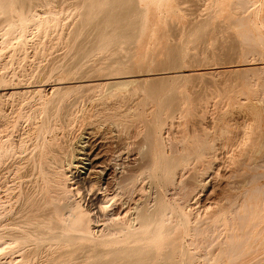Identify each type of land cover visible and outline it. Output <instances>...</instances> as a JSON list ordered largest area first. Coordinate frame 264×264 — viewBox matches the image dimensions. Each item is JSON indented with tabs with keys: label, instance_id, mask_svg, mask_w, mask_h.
Wrapping results in <instances>:
<instances>
[{
	"label": "rangeland",
	"instance_id": "obj_1",
	"mask_svg": "<svg viewBox=\"0 0 264 264\" xmlns=\"http://www.w3.org/2000/svg\"><path fill=\"white\" fill-rule=\"evenodd\" d=\"M36 1L0 14V264H125L130 251L121 249L135 243L110 228L131 224L136 207L159 206L172 232L146 242L154 251L147 264H171V255L177 264H264V0H247L242 20L237 0L128 1L116 12L125 11L127 36L135 33L129 44L112 24L102 28V0ZM160 158L177 160L176 171H162ZM51 159L62 160L69 179L58 232L83 239L27 233L22 243L15 235L33 229L27 199L39 198ZM99 192L107 198L95 199ZM122 204L126 215H117ZM78 206L90 213L83 231ZM242 240L230 260L225 250Z\"/></svg>",
	"mask_w": 264,
	"mask_h": 264
},
{
	"label": "bare ground",
	"instance_id": "obj_2",
	"mask_svg": "<svg viewBox=\"0 0 264 264\" xmlns=\"http://www.w3.org/2000/svg\"><path fill=\"white\" fill-rule=\"evenodd\" d=\"M33 0H31V1H29V0H0V14H1V17H3L5 14H7V12H8V15L7 16H10V10L12 9V6L14 5V7H15V4H17L18 3V5L20 6H24V8L26 9V10H28V8H29V11H30V9H32L31 8V6L29 7V5L30 4H32L31 2H32ZM38 2L40 1V0H37ZM36 1V2H37ZM41 1H43V0H41ZM40 1V2H41ZM46 1V0H45ZM96 1H98V0H96ZM106 1V0H105ZM118 1V0H117ZM115 2V4H117L116 6L117 7H110L109 6V0H108V2H106V3H103L104 1L102 0V2L100 1V4H98V2H97V6L95 7L96 9H101V13H99V15H100V17H101V19L102 20H100L101 21V23H100V21H99V18H97L98 17V14L96 13V15H95V13L93 14V16L92 15H90L91 14V12H90V14L88 13V15L89 16H92L93 18H94V16L96 17V21H99V23L101 24V26H102V28H105V26L106 27H109V26H107V25H110V24H112V26L114 27H116V29L119 31V34H121V32H122V34L121 35H119V34H117L116 36H118L119 35V37H120V39H122V40H124V39H127L128 37L130 38V37H132L133 36V34L135 35V33H133L132 34V36H127V31H128V28L131 26H127L126 25V22H123V19L121 18V17H123L122 15L125 13V11H124V13L122 14V12H120V14H122V15H120L118 12H116V11H118V10H121L120 8H123V6H124V8H125V6L127 5L126 3L128 2V1H130V3L131 2H134L133 0H126V2H125V0H119V2ZM121 1H122V3H125V5L123 4L122 6H121ZM249 1V0H248ZM248 1L247 0H237V5H238V7H239V10L240 9H242V13H240V15L241 14H243V12L245 11L243 8H247V5H248ZM252 1V0H251ZM88 2V1H87ZM92 2V1H91ZM94 2V1H93ZM111 3L113 2V0L112 1H110ZM33 3H35V2H33ZM48 4H49V2H47ZM114 3V2H113ZM235 3V2H234ZM234 3L232 4V5H234ZM251 2H249V4H250ZM91 4V3H90ZM94 4V3H93ZM93 4H92V6H93ZM108 4V5H107ZM115 4H112L113 6L115 5ZM118 4H120L119 6H118ZM129 4V3H128ZM33 5V4H32ZM37 5V4H36ZM85 5H86V3H85ZM111 5V4H110ZM111 5V6H112ZM135 5H137V4H135ZM235 5H236V3H235ZM234 5V6H235ZM236 5V6H237ZM28 6V7H27ZM35 6V5H34ZM86 6H88V5H86ZM95 6V5H94ZM109 6V7H108ZM234 6H233V9H234ZM16 7H17V5H16ZM22 7H20V8H22ZM90 7V6H89ZM129 7H130V9H132L131 7H134V9H136L135 8V6H131V5H129ZM138 7V6H137ZM238 7H236V8H238ZM83 8H84V6H83ZM250 8V7H249ZM14 10L15 9H18L19 10V8L17 7V8H13ZM12 9V10H13ZM88 9V8H87ZM92 9V8H91ZM93 9H94V7H93ZM96 9H95V12H96ZM98 9V10H99ZM103 9V10H102ZM114 9H117V10H115L114 11ZM126 9V8H125ZM129 8L127 7V9L126 10H128ZM24 10V9H23ZM22 10V11H23ZM26 10H24V12L27 14L28 13V11L26 12ZM89 10V9H88ZM122 10H124V9H122ZM235 10H237V9H235ZM244 10V11H243ZM249 9H247L246 11H248ZM92 11V10H91ZM240 11H238L237 12V15L239 14V12ZM13 12V11H12ZM11 12V13H12ZM23 12V13H24ZM128 12V11H127ZM126 12V13H127ZM135 12V11H134ZM2 13H3V16H2ZM22 12H21V16H22V14H23ZM24 13V14H25ZM87 13V12H86ZM85 13V14H86ZM25 14V16H27ZM128 14H130V12L129 13H127L126 14V16L128 15ZM246 14V13H245ZM244 14V15H245ZM248 14V13H247ZM12 15H14L13 13H12ZM19 15H20V13H19ZM83 15V14H82ZM102 15V16H101ZM131 15H133V14H131ZM130 15V16H131ZM240 15H239V17H240ZM24 16V15H23ZM22 16V17H23ZM25 16L23 17L24 19L23 20H25ZM86 16V15H85ZM89 16L87 17V19L89 18ZM243 15H241V20L244 18V16L242 17ZM246 16V15H245ZM0 17V18H1ZM6 17V16H5ZM90 18V19H88L89 21L90 20H92V21H88L87 19H85L84 21H86L85 23H87V21H88V23H92V24H94L93 22L95 21L93 18ZM131 17H133V16H131ZM239 17H236V20L239 18ZM247 17H249V16H247ZM12 18V17H11ZM128 18V17H127ZM127 18H125L126 20H127ZM130 18V17H129ZM239 18V19H240ZM5 19V18H4ZM199 19V18H198ZM238 19V20H239ZM2 20H3V18H2ZM7 20H10V17H7ZM7 20H3L2 21V23L1 24H3L4 22H5V24H7L8 25V21ZM11 20H13V19H11ZM22 20V19H21ZM83 20V19H82ZM81 20V21H82ZM94 20V21H93ZM134 20V19H133ZM133 20L132 21H130L131 23H133ZM241 20H239V23L241 22ZM250 20V18L248 19V21ZM96 21H95V24L94 25H96ZM125 21V20H124ZM128 21V20H127ZM235 21V20H234ZM12 22V21H11ZM14 22V21H13ZM237 22V21H236ZM235 22V23H236ZM84 23V24H85ZM127 23H129V21L127 22ZM234 23V24H235ZM239 23L237 24L238 26H239ZM130 24V23H129ZM128 24V25H129ZM241 24V23H240ZM249 24H251L250 22H249ZM10 25V24H9ZM79 25H80V23H79ZM89 25V27H91L90 26V24H87L86 26H88ZM99 24H98V22H97V25H96V27L98 26ZM2 26V25H1ZM83 26V25H82ZM100 26V25H99ZM111 26V25H110ZM134 26V25H133ZM205 26V25H204ZM241 26H242V24H241ZM244 26V25H243ZM242 26V27H243ZM79 27V26H78ZM80 27H81V25H80ZM84 27H85V25H84ZM96 27H95V29H96ZM236 27V29H239V28H237V26H235ZM240 27V26H239ZM249 27V26H248ZM87 27H85V28H83V29H86ZM99 28H101V27H99ZM98 28V29H99ZM197 28V27H196ZM80 29H82V28H80ZM88 29H90V28H88ZM107 29L108 28H106L104 31H107ZM112 29V28H111ZM198 30H199V27L197 28ZM244 29V28H243ZM251 29V28H250ZM200 30H201V27H200ZM240 30H242L241 29V27H240V29L238 30V31H240ZM245 30V29H244ZM88 30H86V32H87ZM94 32L93 33H95V30H93ZM96 31L98 32V30L96 29ZM113 31V30H112ZM85 32V31H84ZM85 32V33H86ZM108 32V31H107ZM203 32V31H202ZM202 32H200L201 34H202ZM241 32V31H240ZM244 32V31H243ZM242 32V33H243ZM82 33H83V30H82ZM82 33H79L80 35L82 34ZM92 33V34H93ZM188 33V32H187ZM200 33L198 32V34H199V36L200 37H202L203 36V34L202 35H200ZM245 33H246V30H245ZM245 33H243V36H241V38L242 37H244V35H245ZM248 33V32H247ZM84 34V33H83ZM101 34V33H100ZM105 35V33L103 32L102 33V35ZM197 34V35H198ZM249 34H251V33H249ZM95 35V34H94ZM93 35V36H94ZM109 35H111L110 33L108 34V36ZM251 35H253V34H251ZM90 36H92L91 34H90ZM100 36V35H99ZM114 36H115V33H114ZM258 36V35H257ZM96 37V36H95ZM255 37V36H254ZM261 37V36H260ZM260 37H257V40L260 38ZM99 37H97V39H98ZM244 38H246V39H250V38H247L246 36L244 37ZM244 38H242V39H244ZM256 38V37H255ZM254 38V39H255ZM262 38V37H261ZM79 39V37H78V35H77V40ZM96 39V40H97ZM100 39H102L101 37L99 38V43H100ZM104 39H105V37H104ZM109 39V41H112V40H110V37L108 38ZM108 39H107V36H106V40L108 41ZM117 39V37L114 39V41ZM253 39V37H252V40H254ZM96 40H94V42L96 41ZM106 40L104 41V40H102L101 41V43H100V45H99V43L97 42V44H98V46L100 47L101 46V48L102 47H106V46H108V43L109 42H106ZM131 40H133V38L132 39H128L127 41H123V43H127L128 42V44H129V42L131 41ZM261 40V39H260ZM89 41V40H88ZM118 41H120L119 39H117V42ZM249 41L250 40H248V43H249ZM113 42V41H112ZM122 42V41H121ZM246 42H247V40L245 41V44H246ZM255 42H256V40H255ZM103 43H106L105 45L103 44ZM115 43V42H114ZM113 43V44H114ZM119 43V42H118ZM186 43V42H185ZM254 42L252 41V44H253ZM257 43L258 42H256V45H257ZM259 43H262V42H260L259 41ZM97 44H96V46H97ZM101 44H103V45H101ZM111 45V44H110ZM255 45V44H254ZM253 45V46H254ZM91 46V45H90ZM95 46V48L94 49H92L91 50V52L93 53V51L94 50H96V48L98 47H96ZM126 46V45H125ZM248 46V47H247ZM260 47H261V44L259 45ZM114 47V46H113ZM246 47L247 48H249L250 46L247 44L246 45ZM251 48L252 49H254L253 47H252V45H251ZM261 48H263V47H261ZM81 49V48H80ZM98 49V48H97ZM84 50H85V48H84ZM251 50V49H250ZM255 50H257V49H255ZM260 50V49H259ZM106 51V50H105ZM258 51V50H257ZM263 51V50H262ZM262 51H259L260 52V55H261V53H262ZM79 52V51H78ZM82 52H83V50H82ZM87 52H90V51H87ZM90 52V53H91ZM95 52V51H94ZM112 52V51H111ZM253 52V54H252V56L255 54L254 53V51H252ZM258 52V53H259ZM81 55H82V53L81 52H79ZM176 53V52H175ZM178 53V52H177ZM257 53V54H258ZM173 54H174V52H173ZM264 54V53H263ZM78 55L79 54H77V58L76 59H80V58H84V57H79L78 58ZM86 55H87V53H86ZM85 55V56H86ZM259 55V54H258ZM260 55H259V57H260ZM174 57H175V55H173ZM178 56H179V53H178ZM177 56V57H178ZM255 56H257V55H255ZM86 58V57H85ZM101 58V57H100ZM170 60V59H169ZM177 60V59H176ZM261 60V59H260ZM85 60L83 59V62H84ZM80 62H82V60L80 61ZM174 62V61H173ZM173 62H171V64L173 63ZM260 62V61H259ZM60 64V63H59ZM246 64V63H245ZM244 64V65H245ZM257 64H259V63H257ZM262 64V63H261ZM77 65V64H76ZM248 65H250V64H248ZM247 65V66H248ZM256 65V64H255ZM173 66V65H172ZM243 66V65H242ZM246 66V65H245ZM251 66V65H250ZM257 66V65H256ZM261 66V65H260ZM259 66V67H260ZM58 68H59V66H57ZM109 67H110V65H109ZM168 67V66H167ZM180 67V66H179ZM255 67V66H254ZM164 68H166V67H164ZM171 68V67H170ZM178 68V67H177ZM247 68V67H246ZM249 68V67H248ZM247 68V69H248ZM251 68H252V66H251ZM256 69H257V67H255ZM167 69V68H166ZM166 69H164V70H166ZM256 69H253L252 71H254V70H256ZM176 70V69H175ZM181 70V69H180ZM245 70V69H244ZM249 70H250V68H249ZM259 70H261V69H259ZM157 71V70H156ZM242 71H243V69H242ZM246 71V70H245ZM248 71V70H247ZM251 71V70H250ZM251 71V72H252ZM160 72H162L161 71V69H160ZM164 72V71H163ZM166 72V71H165ZM172 72V71H171ZM181 72V71H180ZM244 72V71H243ZM251 72H250V74H251ZM175 73V72H174ZM173 73V74H174ZM246 73V72H245ZM248 73V72H247ZM259 73V72H258ZM160 74V73H159ZM176 74H178L177 73V71H176ZM183 74V77H184V73H182ZM186 74V73H185ZM249 74V75H250ZM254 74V73H253ZM156 75V74H155ZM163 75V74H162ZM165 75V74H164ZM170 75H172V74H170ZM175 75V74H174ZM244 75V74H243ZM242 74H241V76H243ZM258 74L256 73V76H257ZM260 75V74H259ZM258 75V76H259ZM263 75V74H262ZM159 76V75H158ZM261 76V75H260ZM130 77V76H129ZM165 77H166V75H165ZM186 77H187V75H186ZM245 77V76H244ZM126 78V77H125ZM172 78V77H171ZM261 78V77H260ZM112 79V78H111ZM111 79H110V81H111ZM129 79V78H128ZM127 79V80H128ZM131 79H133V78H130V80ZM246 79V78H245ZM263 79H264V76H263ZM129 80V81H130ZM172 80V79H171ZM122 81V80H121ZM120 81V82H121ZM134 81V80H133ZM132 80H131V82H133ZM119 82V81H118ZM119 82V83H120ZM130 82V83H131ZM155 82H156V84H157V80H155ZM169 82V81H168ZM172 82V81H171ZM177 82V81H176ZM114 84H116V85H118V83H114ZM120 84H127V81H124V83H123V81H122V83H120ZM132 84V83H131ZM130 84V85H131ZM156 84H155V86H156ZM159 84V83H158ZM171 85V84H170ZM112 87H113V85H112ZM114 87H116L115 85H114ZM118 87V86H117ZM262 87L264 88V85H262ZM169 88V87H168ZM107 92V91H106ZM263 92V91H262ZM53 94V93H52ZM4 95V94H3ZM126 96V95H125ZM110 97V96H109ZM44 98V97H43ZM108 98V97H107ZM125 98H123V100H124ZM107 100V99H106ZM105 100V101H106ZM122 100V101H123ZM138 100V99H137ZM116 101V100H115ZM118 102H120V101H118ZM169 102V101H168ZM104 103V102H103ZM102 104V103H101ZM114 104V103H113ZM112 104V105H113ZM120 104V103H119ZM136 104V103H135ZM96 105V104H95ZM109 105H111V104H109ZM184 105V104H183ZM102 106V105H101ZM104 106V105H103ZM115 106V105H114ZM120 106V105H119ZM128 106V105H127ZM182 106V105H181ZM135 107H137L136 105H135ZM123 108V107H122ZM117 109V108H116ZM129 109V111H130V108H128L127 107V110ZM96 110V109H95ZM134 111L133 112H135L136 110L135 109H133ZM140 110V109H139ZM118 111V110H117ZM106 112V111H105ZM113 112V111H112ZM110 113V112H109ZM117 113V112H116ZM131 113V112H130ZM164 113V112H163ZM108 114V113H107ZM114 114H115V112H114ZM123 114V113H122ZM126 114H127V112H126ZM128 115V114H127ZM135 115V114H134ZM112 116V115H111ZM115 116V115H114ZM122 116H124V115H122ZM117 117H119V116H116V118ZM114 118V117H113ZM121 118V117H120ZM1 119V118H0ZM23 119V118H22ZM106 119V118H105ZM112 119V118H111ZM106 121V120H105ZM107 123V122H106ZM116 123V122H115ZM114 123V124H115ZM98 124V123H97ZM95 125V124H94ZM115 126H117V124L115 125ZM158 126V125H157ZM84 130V129H83ZM137 131V130H136ZM140 130H138V132H139ZM91 132V131H90ZM142 132V131H141ZM159 133V132H158ZM133 134H135V133H133ZM141 134V133H140ZM84 135V134H83ZM138 135V134H137ZM136 135V136H137ZM134 136V135H133ZM89 137V136H88ZM138 137H139V135H138ZM136 138V137H135ZM137 144V143H136ZM134 146V145H133ZM124 148V147H123ZM132 148V147H131ZM198 149V148H197ZM121 150V149H120ZM129 150V149H128ZM125 151H127V149L125 150ZM120 152V151H119ZM132 155V154H131ZM172 155V154H171ZM190 157V156H189ZM53 159V158H52ZM51 159V160H52ZM56 160V161H55ZM52 161H54V165L53 166H55V167H53L52 169H53V172L52 171H50V172H52L51 174L49 173H47L46 174V176H45V186L43 187V191L42 192H40V196H39V198H33V197H31L30 199L28 198L27 199V202H26V207H27V210H28V212H30L32 215H31V217L30 218H28V220H27V222L32 226V228L33 229H31L30 231H21V234L20 235H15V237H17L18 238V241H20V242H22V243H24V242H27V241H29V239H28V237H26V236H24L23 234H29V233H34V234H39V235H43V237L44 236H46L48 239H53V240H60V239H64L63 241L65 242V239H68V238H70L72 241L73 240H75L76 241V239H77V237L78 238H80V239H83V238H81V237H79V236H74V237H72V236H70L69 235V233H68V235H66V236H64V235H62V233H60L59 234V230L62 228V226L60 227L59 226V219L61 218V220H62V218H63V220H64V215H65V213H67V212H65L64 213V211L66 210V206L65 205H62L61 203H64L65 201H66V199H67V197H68V192L66 193V186H67V184L69 183V179H68V176H67V171L65 170V168H64V166L62 165V160L59 162V165H58V163H56L57 162V159H54V160H52ZM74 161V160H73ZM162 161L163 160H161V158H160V162L162 163ZM47 162H49V161H47ZM46 162V163H47ZM72 162V161H71ZM132 162V161H131ZM131 162H129V163H131ZM138 162V161H137ZM45 163V164H46ZM135 163V162H134ZM6 164V163H5ZM44 164V165H45ZM137 164V163H136ZM47 165H50V163L49 164H47ZM46 165V166H47ZM131 166V165H130ZM128 167V166H127ZM43 168H45V167H43ZM49 168V167H48ZM178 168V162H177V160H173V159H171V160H169V161H167V160H165L163 163H162V171H164V172H166V174H170V173H172V172H174V171H176V169ZM50 169H51V167H50ZM49 169V170H50ZM51 169V170H52ZM48 170V171H49ZM73 170V169H72ZM71 170V171H72ZM147 170V169H146ZM47 171V170H46ZM45 171V172H46ZM44 172V171H43ZM144 173H146V172H144ZM45 174V173H44ZM73 175V174H72ZM159 175V174H158ZM147 176H148V174H147ZM160 176V175H159ZM43 177V176H42ZM121 177V176H120ZM138 178V177H137ZM86 180V179H85ZM118 181V180H117ZM26 183V182H25ZM130 183H131V181H130ZM162 186V185H161ZM118 187V186H117ZM169 187V186H168ZM108 188V187H107ZM162 188V187H161ZM160 188V189H161ZM168 190V189H167ZM260 190V189H259ZM178 193V192H177ZM115 194V193H114ZM70 195V194H69ZM83 196V195H82ZM102 197L101 199H106L107 198V196H106V194L105 193H98V194H96L95 195V199H98L99 197ZM70 197V196H69ZM172 197V196H171ZM111 198H113L114 199V197H111ZM173 198H174V196H173ZM71 199V198H70ZM144 199V198H143ZM171 199V198H170ZM64 200V201H63ZM119 200V199H118ZM61 201H63V202H61ZM69 200H67V202H68ZM127 201V200H126ZM138 201V200H137ZM140 201V200H139ZM109 202H110V200H109ZM131 202V201H130ZM142 202V201H141ZM71 203V202H70ZM70 203L68 204H66V205H70ZM153 203V202H152ZM74 204V203H73ZM100 204H101V202H100ZM104 203H102V205H103ZM109 204V203H108ZM137 204V203H136ZM75 205V204H74ZM102 205H99L100 207H99V209H100V211L102 210V207H104V206H102ZM105 205V204H104ZM72 206V205H71ZM77 206V205H76ZM123 206H124V204H122V207H120L119 209H117V211H114V212H116L117 213V215L118 214H121V216H122V214L124 213L125 214V211H126V209H123ZM129 206V205H128ZM173 206V205H172ZM181 206V205H180ZM70 207V206H69ZM74 207V206H73ZM131 207V206H130ZM134 207V206H133ZM235 207V206H234ZM233 207V208H234ZM72 208V207H71ZM78 209L77 210H79V215H80V213H81V217L80 216H77V212H75L74 211V213L72 212V211H69V214H70V216L72 215V216H74V214H76L75 216H74V224H76L78 227H81L80 229L82 230V228L84 227V226H86V223H84L85 221H83L82 220V218L84 217V219H86L85 217L86 216H88V215H90V213L85 209V210H83L80 206H78L77 207ZM110 208V207H109ZM69 209V208H68ZM104 209H106V208H104ZM70 210V209H69ZM68 211V210H67ZM133 211V210H132ZM168 210H167V208L165 207V206H159L158 208H155V209H152V211H150V210H147V211H145L144 209H140V208H138V207H136L135 208V217H134V219L133 220H131V224L130 223H126V225L125 224H122V225H120V226H114L112 229L110 228V231L112 232H110V235H114V234H116V233H121V234H123V241L126 243V241H128V240H132V242H134L135 243V245L134 246H127V247H125V248H122L121 250H123V249H125V251H127V250H129L130 252H131V254L132 255H130L128 252V259L126 260V262H124L125 264H147L148 262H149V260L151 261L152 259L150 258L149 259V255H150V257L152 256L153 257V254H151V253H153L154 251L152 250V246L150 245V246H146L147 245V243L150 241V240H152V239H154V238H156L157 236H158V234H159V232L161 231V234H163V235H165V234H170L171 232H172V228H170V227H165L164 225H165V219H164V216L166 215V212H167ZM234 213L233 214H235V216H236V214H237V212L236 211H233ZM236 212V213H235ZM115 213V214H116ZM127 213V212H126ZM169 213H170V211H169ZM168 213V214H169ZM114 214V215H115ZM68 215V214H67ZM66 215V216H67ZM113 215V216H114ZM126 215V214H125ZM66 216H65V218H66ZM71 216V217H72ZM108 218H111L112 216H110L109 215V213H108ZM29 217V216H28ZM115 217H117V216H115ZM231 218H234V219H236V217H232L231 216ZM239 218V219H238ZM27 219V218H26ZM73 219V218H72ZM174 219V218H173ZM237 219L238 220H240L241 219V217L239 216V217H237ZM25 220V219H24ZM66 220H67V218H66ZM66 220L64 221L65 223H66ZM69 220H70V218H69ZM69 220L67 221V223L69 222ZM108 220H110V219H108ZM111 220H113V219H111ZM242 220V219H241ZM62 222V221H61ZM103 222V221H102ZM184 222V221H183ZM230 222H231V220H230ZM64 223V224H65ZM73 223V222H72ZM87 223H89V222H87ZM106 223V222H105ZM163 223H164V225H163ZM182 223V222H181ZM69 224V223H68ZM70 224H71V221H70ZM120 224V223H119ZM105 225V224H104ZM217 226H218V224H216ZM65 226H67L66 224H65ZM76 226V227H77ZM90 226V225H89ZM212 226V225H211ZM210 226V228H214V227H211ZM69 227H71V226H69ZM105 227H106V225H105ZM209 227V226H208ZM63 228H64V226H63ZM66 228V227H65ZM210 228H209V230L208 231H211L210 230ZM77 229V228H76ZM79 229V228H78ZM80 229H79V231H80ZM86 229V228H85ZM207 229V228H206ZM26 230V229H25ZM84 230V229H83ZM82 230V231H83ZM103 230V229H102ZM107 230V229H106ZM194 232H196L197 233V231L199 230V229H192ZM203 231H204V229H202ZM213 230V229H212ZM86 231V230H85ZM192 231V232H193ZM83 233H85V232H83ZM98 233V232H97ZM199 233V232H198ZM214 232H212V234H213ZM86 234H89V232L88 233H86ZM91 234V233H90ZM208 234V233H207ZM211 234V233H210ZM38 235V236H39ZM68 236V237H67ZM166 236V235H165ZM204 236H205V234H204ZM207 236V235H206ZM12 237V236H11ZM83 237V236H82ZM208 237H210V235L208 236ZM3 238V237H2ZM14 238V237H13ZM17 238H14L16 241H17ZM41 238V237H40ZM73 238V239H72ZM76 238V239H75ZM84 238H86V237H84ZM87 238H89V237H87ZM197 238V237H196ZM13 239V240H14ZM44 239H46V238H44ZM90 239V238H89ZM206 239H209V238H206ZM1 240V239H0ZM22 240V241H21ZM37 240H39V239H37ZM41 240V239H40ZM70 240V241H71ZM79 240V239H78ZM84 240H86V239H84ZM203 240V239H202ZM6 241V240H5ZM46 241H47V239H46ZM50 241V240H49ZM48 241V242H49ZM62 241V242H63ZM69 241V240H68ZM68 241H66V242H68ZM96 241V240H95ZM121 241V240H120ZM153 241V240H152ZM244 240H242V243L240 242V243H237V244H232L231 246H229V247H227V249L225 250V254L228 256V258L230 259V260H235L236 258H238L240 255H241V253H240V250H241V247L244 245V243L245 242H243ZM20 242H18V243H20ZM61 242V241H60ZM147 242V243H146ZM50 243V242H49ZM109 243V242H108ZM83 244V243H82ZM127 244V243H126ZM144 244V245H143ZM37 245H39V243L37 244ZM81 246V245H80ZM205 246V245H204ZM203 246V247H204ZM41 247V246H40ZM148 247V248H147ZM78 248V247H77ZM81 248V247H80ZM127 248H129V249H127ZM116 249V248H115ZM127 249V250H126ZM148 249H151L152 251H148ZM203 249V248H202ZM120 250V251H121ZM186 250V249H185ZM116 251H118L119 252V250H116ZM115 251V252H116ZM255 251V250H254ZM258 251V250H257ZM75 252V251H74ZM105 252V251H104ZM117 252V253H118ZM124 252V250L122 251V253ZM71 253V252H70ZM78 253V252H77ZM114 253V252H113ZM112 253V255H114V258L116 257L115 256V253L113 254ZM120 254H122L121 252H119ZM126 253V254H127ZM75 254V253H74ZM123 254H125V252L123 253ZM256 254V253H255ZM111 255V256H112ZM117 256H118V258H115V260L116 259H120L119 257L121 256H119V254H116ZM252 255H254V254H252ZM258 255V254H257ZM76 256V255H75ZM127 256V255H126ZM130 256V257H129ZM169 255H167V257H168ZM57 257V256H56ZM100 257V256H99ZM98 257V258H99ZM113 257V256H112ZM166 257V256H165ZM165 257H164V259L163 260H166L167 259V257H166V259H165ZM249 257V256H248ZM252 257V256H251ZM256 257V256H255ZM259 257V256H258ZM173 258L174 257H172V255L169 257V260H170V263L171 264H174L175 262H176V264H177V262L178 261H173ZM250 258V257H249ZM121 259H122V256H121ZM149 259V260H148ZM60 260V259H59ZM68 260V259H67ZM111 260H112V258H111ZM160 260V259H159ZM185 260V259H184ZM244 260V259H243ZM246 260V259H245ZM250 260V259H249ZM254 259H252V261H253ZM56 261V260H55ZM110 261V260H109ZM148 261V262H147ZM158 261V260H157ZM167 261V260H166ZM165 261V262H166ZM240 261V260H239ZM257 261V260H256ZM50 262V261H49ZM164 262V263H165ZM169 262V261H168ZM241 262H243L242 260H241ZM245 262V261H244ZM250 262V261H249ZM248 262V263H249ZM247 263V262H246ZM246 263H244V264H246ZM166 264V263H165ZM169 264V263H168ZM180 264H181V262H180ZM241 264V263H240Z\"/></svg>",
	"mask_w": 264,
	"mask_h": 264
}]
</instances>
